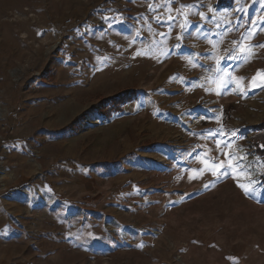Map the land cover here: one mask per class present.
I'll list each match as a JSON object with an SVG mask.
<instances>
[{"label": "rangeland", "instance_id": "1", "mask_svg": "<svg viewBox=\"0 0 264 264\" xmlns=\"http://www.w3.org/2000/svg\"><path fill=\"white\" fill-rule=\"evenodd\" d=\"M262 22L264 0H0V264H264Z\"/></svg>", "mask_w": 264, "mask_h": 264}, {"label": "snow or ice", "instance_id": "2", "mask_svg": "<svg viewBox=\"0 0 264 264\" xmlns=\"http://www.w3.org/2000/svg\"><path fill=\"white\" fill-rule=\"evenodd\" d=\"M264 23V22H262ZM261 30H264V29H261ZM252 47H262L261 45H253ZM240 53H241V56L237 57L235 56V54L233 53L229 59H232L234 63H242L244 62V59L246 58V54H247V50L244 49L243 47H241L239 49ZM257 76L261 77L262 79H264V76H261V73H257ZM254 81H255V78H254ZM218 147H219V142H218ZM224 155L226 157H228V153H224ZM205 165H206V168L205 170H209L212 172V175L214 176H218V174H222L221 173V169L224 168V164L221 162L219 164H215V163H212L211 160H204L202 161ZM231 158L229 157V167H231ZM190 179H195L197 178L196 176H190L189 177ZM235 178V176H234ZM239 187H241L244 191H245V194H251L250 191H249V187L244 185V184H238ZM205 187H207V185H205Z\"/></svg>", "mask_w": 264, "mask_h": 264}, {"label": "trees", "instance_id": "3", "mask_svg": "<svg viewBox=\"0 0 264 264\" xmlns=\"http://www.w3.org/2000/svg\"><path fill=\"white\" fill-rule=\"evenodd\" d=\"M126 95H129V94H126ZM121 100H123L126 103L133 101V99H131L130 96H123V97H121ZM114 105L117 106V108L121 106L120 103L118 105H116V104H114ZM104 113H105V111H104ZM256 130L257 131H256L255 136L252 138V142L254 144L255 151H256V154L258 155V157L264 158V124L257 127ZM258 182H259V186L264 188V177H260Z\"/></svg>", "mask_w": 264, "mask_h": 264}, {"label": "built area", "instance_id": "4", "mask_svg": "<svg viewBox=\"0 0 264 264\" xmlns=\"http://www.w3.org/2000/svg\"><path fill=\"white\" fill-rule=\"evenodd\" d=\"M64 24H65V26H68L69 27V26H72L73 23H72L71 20H68V21H65ZM99 26H100V23H99Z\"/></svg>", "mask_w": 264, "mask_h": 264}, {"label": "crops", "instance_id": "5", "mask_svg": "<svg viewBox=\"0 0 264 264\" xmlns=\"http://www.w3.org/2000/svg\"><path fill=\"white\" fill-rule=\"evenodd\" d=\"M67 13H68V11H67ZM46 15H47V13H45Z\"/></svg>", "mask_w": 264, "mask_h": 264}]
</instances>
